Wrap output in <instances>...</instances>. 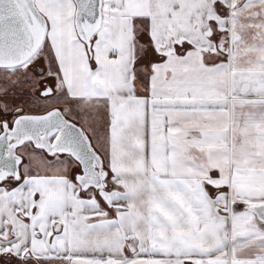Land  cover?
Masks as SVG:
<instances>
[{
	"label": "snow or ice",
	"instance_id": "snow-or-ice-1",
	"mask_svg": "<svg viewBox=\"0 0 264 264\" xmlns=\"http://www.w3.org/2000/svg\"><path fill=\"white\" fill-rule=\"evenodd\" d=\"M0 264H264V0H0Z\"/></svg>",
	"mask_w": 264,
	"mask_h": 264
}]
</instances>
